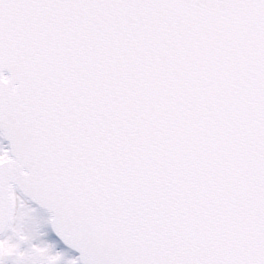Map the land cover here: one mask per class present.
I'll list each match as a JSON object with an SVG mask.
<instances>
[{
    "label": "snow or ice",
    "instance_id": "snow-or-ice-1",
    "mask_svg": "<svg viewBox=\"0 0 264 264\" xmlns=\"http://www.w3.org/2000/svg\"><path fill=\"white\" fill-rule=\"evenodd\" d=\"M0 264H264V0H0Z\"/></svg>",
    "mask_w": 264,
    "mask_h": 264
}]
</instances>
